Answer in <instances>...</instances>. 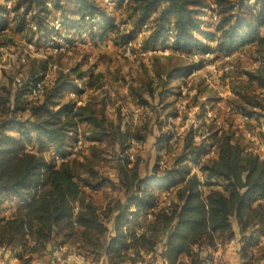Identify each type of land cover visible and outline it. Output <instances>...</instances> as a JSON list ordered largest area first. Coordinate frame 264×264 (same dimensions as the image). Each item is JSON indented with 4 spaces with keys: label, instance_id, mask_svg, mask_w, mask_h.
<instances>
[{
    "label": "trees",
    "instance_id": "1",
    "mask_svg": "<svg viewBox=\"0 0 264 264\" xmlns=\"http://www.w3.org/2000/svg\"><path fill=\"white\" fill-rule=\"evenodd\" d=\"M12 1L9 10L0 3V26L8 27V32L0 34V47L11 44L15 36L31 39L35 35L25 18L29 11L37 31L49 28L44 18L49 12L47 0ZM51 1L65 27L80 17L92 40L100 41L111 31L115 41L123 44L148 22L145 47L169 41L173 53L186 52L188 56L197 51L226 55L251 44H264V0H215L212 6L204 0H129L125 8L130 25L127 32L114 25L96 0ZM207 12L218 17L214 30L210 29L214 22L205 19ZM173 53L165 58L170 61ZM29 62L31 68L23 82L12 78V83L0 84V205L8 200L19 204L10 217L0 219V248L9 250L21 264L35 260L50 244L65 242L76 244L84 258L99 262L105 257L109 264L136 262L147 252H156L167 264H219L212 251L236 239L234 220L239 227L241 263L264 258V253H254L264 236V158L235 138L232 122L226 128V124L209 121L205 124L208 136L199 143L194 142L191 129L180 142L182 154L171 165L160 162L156 154L148 167L137 154L131 160L128 150L130 140L139 146L147 141L150 122L131 127L124 123L119 109L110 116L103 100L65 99L64 93L75 87V79L83 83L88 79V86L95 88V81L79 71V64L68 72H58L39 98L29 100L30 87L43 78L51 59L31 58ZM256 62L255 69L243 72L244 80L234 79L233 97L227 99L231 113L254 120L264 116V56ZM200 68V62L155 68L162 85L160 90L150 85L149 95L160 103L177 73ZM129 93L133 95L131 90ZM136 93L138 103L147 107L149 100L140 91ZM202 106L204 116L207 107ZM162 107H170L166 116H172L175 104L169 101ZM159 131L156 153L171 136L161 122ZM78 132L88 142L85 152L78 151L59 163L45 158L44 151L50 146L66 156V150L77 143L73 135ZM109 142L115 147L111 158L114 177L99 167L107 160L105 143ZM207 143L215 144L216 154L198 164L206 176L200 189L198 174L183 161L197 162ZM106 185L121 196H111L99 205L92 193ZM164 187L174 189L162 200L156 190ZM131 206L152 213L138 235Z\"/></svg>",
    "mask_w": 264,
    "mask_h": 264
},
{
    "label": "rangeland",
    "instance_id": "2",
    "mask_svg": "<svg viewBox=\"0 0 264 264\" xmlns=\"http://www.w3.org/2000/svg\"><path fill=\"white\" fill-rule=\"evenodd\" d=\"M215 0H204L205 3L212 6L214 5ZM0 2H2L0 0ZM99 2L100 6H103L105 10L113 16L116 20L119 18V11L116 9L115 5L112 2H105L104 0H96ZM108 3V6H105ZM224 7V6H223ZM226 8V7H225ZM212 16H215L213 12H207L205 19L210 23V29L214 30V25L216 24L217 20L214 21ZM115 33L109 31L105 34L104 38L97 42L87 43L84 45H78V48L66 52L64 55L53 56L51 59V64L49 65L48 69L42 73L43 77L47 76L46 85L51 84L53 78L58 74V72L70 70L76 65L79 64V71L83 72L85 76H90L93 81H95V88H90L88 86V79L83 81H79L75 79L74 88L66 89L64 93V98H74L75 100L80 99L83 102L86 100H103L105 104H107V112L110 116H114L115 111L119 109L120 113H122V117L124 118V123L133 127L130 123V119L132 118L133 113L139 107H145V105L139 104V97L137 96L136 92H141L144 98L149 100V104L147 107L152 109L151 114L149 116H141L140 122H150V133L147 141L136 148V154L143 159V164H146L148 167L151 166L155 160L156 155V146L155 140L157 134L160 133L159 131V122L163 124L164 128H166L167 124L172 122L169 120L170 117L176 116L178 111H182V117L186 114L184 112L195 111L198 117H203V107L202 104L207 108L206 111H211L213 116H221L224 118V123H226V128L230 122L233 124L235 133V138H237L243 145H250L252 149L254 145L252 142L248 141L242 134L241 129L238 127V123L235 121L236 118L241 115L240 113H231L228 106L221 100L223 98L220 97V91H223L226 81L228 80L230 86L232 82L239 76V74L244 75L245 70H253L257 66L256 60L258 57L264 56V44H251L248 48L243 52H238L237 50L234 53L229 54V59H226L225 54H218V61L219 63H215L212 59H208L206 61V65L203 62V58L200 56L187 55L186 52H178L173 53L174 58L170 61L167 60L165 57L171 54L172 47L170 46L171 43L166 42L165 44H160V46H165L166 54H158V55H150L145 57H128L125 56L122 44H119L115 41ZM15 52V48L13 50ZM13 52L11 54H13ZM198 52V51H197ZM3 56V57H2ZM0 55V84L12 83V76L13 75H21L23 77L28 74L31 68V62L26 63L24 65H17L13 61H9V57H6V54ZM34 58H44L40 55H33ZM156 57V58H154ZM30 57V60L31 61ZM220 61H227V63L231 64L232 70L229 74L224 73L221 78H216L215 70H217L221 65L222 62ZM191 62H200L203 63V68L196 71V75L189 78L187 77V72L176 74L170 83V88L167 89L166 95L164 100L160 103L158 98H152L149 95L148 88L149 86L158 87L161 83L162 85V78L158 77L155 74V68H165V69H172L175 66L182 65L187 66ZM88 78V77H87ZM209 79V81H208ZM100 87H97V86ZM132 86L133 89H130ZM140 86V87H139ZM159 90L161 89L158 87ZM84 90V92H78V90ZM74 90L75 95L71 92ZM77 90V91H76ZM130 90L132 94L129 93ZM183 92L185 95H180ZM197 96V97H195ZM227 97V96H226ZM175 104L174 110H172V116H166L169 114L170 107L164 108L167 102ZM182 104H186V109H181L183 106ZM188 104V107H187ZM229 114V115H227ZM151 116V117H150ZM242 116V115H241ZM168 119V120H166ZM203 120V119H201ZM232 120V121H230ZM164 121L166 124L164 125ZM171 126H173L171 124ZM82 129V128H81ZM257 135L259 137H264L261 131L257 130ZM73 137L78 140L82 141L81 145L77 147V144L74 145L73 148L66 150V156H60L58 161L59 163L64 158H73L77 155L78 151H83L87 149L86 145L88 142L82 139L81 132L76 133ZM264 139V138H263ZM106 145V146H105ZM105 148L108 154L104 155L107 160H103L100 163L99 167L100 170L104 174H113V160L111 159L115 153V147L113 144L110 145V142L107 144L105 143ZM183 144L179 143L172 152L169 154L167 159L163 161V164L171 165L176 158H178L183 152ZM77 147V148H76ZM76 148V149H74ZM46 159L49 160L53 158L52 152H54V148L52 146L46 149ZM54 150V151H53ZM45 152V151H44ZM256 153L259 154L258 150ZM264 155V152H261ZM48 154V155H47ZM53 156V157H50ZM162 162V161H160ZM157 186V185H156ZM166 188V187H164ZM164 188L158 191L159 195L163 194ZM97 195V196H95ZM95 200L101 205L100 202H104L107 197H104V194L100 195L94 194ZM102 197H104L102 199ZM5 206L4 208H0V215L7 214V212L12 213V208H18V203L14 201H3ZM1 204V205H2ZM0 205V206H1ZM11 213L9 216H11ZM6 216V215H4ZM111 225V224H110ZM68 245H72L71 242H65ZM75 245V246H74ZM74 248H76V244H74ZM77 249V248H76ZM105 258L101 260V263L98 262L97 264H104Z\"/></svg>",
    "mask_w": 264,
    "mask_h": 264
},
{
    "label": "built area",
    "instance_id": "3",
    "mask_svg": "<svg viewBox=\"0 0 264 264\" xmlns=\"http://www.w3.org/2000/svg\"><path fill=\"white\" fill-rule=\"evenodd\" d=\"M105 2H112L113 5H115L116 9L119 11V18L116 20L113 16L108 14V16H111L109 18H112L113 23L115 26H117L122 32H127L129 31L130 25L126 21V15H125V8L126 5L128 4L129 0H104ZM253 0H250L249 2L251 3ZM13 4L12 0H7L6 2V8L7 10L11 9V6ZM46 7L48 8L49 12L46 16H44L46 23L48 24V29L47 31H37V25L35 22L31 20L32 16V11H29L26 15L25 18L29 23V27L32 28V30L36 31L35 35L31 39H27L21 35L15 36L14 41L9 44V45H3L0 47V55L6 54V57H9V61H13L14 63L21 66L30 60V57H33V55L37 54L40 55V59H49L52 58L53 56H58V55H64L66 52L73 51L78 48V45L80 44L81 46L84 44H89L92 42H97L98 40H92L89 37V32L87 28V23L81 26L80 17H76L74 19L75 21H72V23L65 27L62 23V16L59 11L55 10L53 7V2L51 0H47L45 2ZM109 4L106 3L105 6H108ZM214 13V12H213ZM215 14V13H214ZM8 16V13L4 15L6 18ZM212 19L216 21L218 19L217 15L212 16ZM150 24L148 22H145L141 24V26L138 28L135 36L133 39L125 42L122 44L124 54L125 56L128 57H145V56H150V55H158V54H166L165 46H160V44H157L156 46L153 47H145L143 45V40L146 38V36L149 33L150 30ZM8 32V27L3 28L0 26V34ZM170 43V42H168ZM172 47V44H170ZM15 48V52H13ZM13 52V54H11ZM174 52V49L172 47L171 53ZM200 52H193L191 55L193 57L199 56ZM218 54L216 52H207L205 54H201L200 56L203 58V62L206 65V61L208 59H212L215 63H219L218 61ZM3 57V56H2ZM226 59H229V54L225 55ZM222 62V65L215 70L216 73V78H221L224 73L229 74L232 70V65L227 63V61H220ZM199 63V62H197ZM203 63H201V68H203ZM200 68V69H201ZM199 69H194L191 71L187 72V77L191 78L196 75V71ZM12 78L16 83H21L24 81V77L21 75H13ZM46 80L47 76L41 78L40 80H37L35 83L32 84L30 87L28 93H27V99L33 100L37 99L41 96L42 92L44 91V88L46 86ZM209 81V79H208ZM226 81V85L223 91H220V97L221 98H226V96H231L233 95L232 88L228 82ZM73 95H75L74 90L71 92ZM180 95H185L183 92H181ZM183 106L181 109H186V104H182ZM188 107V104H187ZM182 111H178V114L176 116L170 117L169 120L170 122L167 126L166 129H169L171 131V136L167 140V142H164L159 145L158 147V156L160 157L161 161L163 162L167 157L169 156L170 152L172 149H174L180 142L181 140L186 136V134L192 129V136L193 140L196 143L201 142L204 138L208 136L207 129L205 127V124L208 123L209 121H214L217 122V119L215 120V117L212 115L211 111H206L204 116L198 117L196 114V110L189 112L186 111V113L182 117ZM151 114V109L148 107H139L132 115V118L130 119L131 125L134 127L140 122L141 116H149ZM241 122L239 125V128L241 129L244 126V131L242 132L243 136L253 144L259 145L261 142L260 137L257 135V128L253 127H247L245 126L246 123L250 122L251 118L248 116H241ZM203 119V120H201ZM168 120V119H166ZM166 124V121H164V125ZM171 124L173 126H171ZM260 129H264V125L260 124ZM259 130V129H258ZM82 141L78 139L77 141V147L81 145ZM130 147L128 150L129 158L131 160L135 159L136 156V148H138L139 143L136 142L135 140H130ZM76 147V148H77ZM74 148V149H76ZM31 147H27V151H30ZM254 152L256 150L252 149ZM54 151V150H53ZM48 150L44 152V156L46 158V153ZM216 154V147L215 144L212 143H207L205 146V151L203 152V155L197 159V162H192L190 160H184L183 163H188L191 166V172H195L198 174V179L200 182V189L204 188V184L206 182V176L200 172L199 170V162L204 160L205 158L208 157H213ZM48 155V154H47ZM52 155L50 156L56 159L58 161L60 159V156L54 151L52 152ZM214 182L215 179H212ZM173 187H167L164 188L163 194H161L162 200L166 199L169 195L170 192H172ZM168 203V200H166ZM130 211L136 213V220L138 221V226L135 228V233L138 235L142 233L145 229L146 223L152 218V213L151 211H138L135 206L130 207ZM15 212V211H14ZM14 212H7V214L11 215ZM4 214L0 215V219L7 217L9 215ZM264 247V236H261L255 249H260ZM214 257H219L222 253V247H217L214 251H212ZM12 257H14L13 254L9 252L5 247L0 248V264H12L11 260ZM67 261V262H72L74 264H97L98 262L89 259V258H84L82 255H80L77 250L68 244H57L53 247L52 250V257L51 260L49 261L48 264H61L62 262ZM101 263V260L99 261ZM28 264H47L42 260L35 259L30 261ZM109 264V263H107ZM122 264H167V261L164 259H161L157 256L156 252H147L143 255L142 259L136 262H125ZM243 264V263H240ZM248 264H264V258L248 263Z\"/></svg>",
    "mask_w": 264,
    "mask_h": 264
},
{
    "label": "crops",
    "instance_id": "4",
    "mask_svg": "<svg viewBox=\"0 0 264 264\" xmlns=\"http://www.w3.org/2000/svg\"><path fill=\"white\" fill-rule=\"evenodd\" d=\"M2 2H0L1 4H4L6 6V0H1ZM249 46V45H248ZM248 46L246 47H243V48H240L238 49L237 51L238 52H243L245 51ZM240 52V53H241ZM234 53V52H233ZM258 66V63L256 64ZM255 66V67H257ZM237 79H240V80H244L245 79V75H242V74H239V76H236ZM233 97V95L231 96H227L226 98H223L221 99L227 106V99H231ZM209 108V107H207ZM229 110H230V107L228 106ZM231 111V110H230ZM213 115V114H212ZM229 115V114H227ZM215 120L217 119V122H215L216 125L218 126H223L225 125L226 123H224V118L221 117V116H215ZM235 121L238 123V127L240 125V122H241V118H240V115L238 118L235 119ZM260 124H263L264 125V116H261L260 119H251L250 122L246 123L245 126L247 125V127H253V128H257L258 131H261L263 136H264V129H260ZM244 131V126L241 128V132ZM264 137H260L261 139V142L259 145H254V148L256 150H258L260 156L262 158H264V155H262L261 152H264ZM172 152V151H171ZM170 152V153H171ZM157 154V153H156ZM143 160V159H142ZM114 171V169H113ZM111 177H114L115 176V173L113 174H110ZM174 189V188H173ZM100 193V195L104 194V197H107V198H110L111 196H121V193L119 191H116V190H113L111 186L109 185H106L105 187H103L102 189L98 190V191H94L92 193L93 195V199L95 202H97L95 200V195L94 194H98ZM102 197V199L104 198ZM105 202V200H104ZM104 202H100L101 204H104ZM99 203V202H97ZM4 204H2L0 206V208H4ZM16 211V208H12V212ZM232 226H233V230L234 232L236 233V239L227 243L223 248H222V253L221 255L218 257H215L216 260L218 261L219 264H240L241 263V256L239 254V242H238V238H239V227H238V224L236 221L233 220L232 222ZM57 245L56 243H53V244H50L45 250H43L39 255L35 256V259H39V260H42L44 261L45 263H49V261L51 260V257H52V250H53V247ZM264 249V248H262ZM254 253H256V255H261L264 253V250H254ZM105 257H103L104 259ZM102 260V259H101ZM12 264H21V261L19 259H17L15 256L12 257V260H11ZM108 263V260L105 258V262L104 264H107ZM61 264H74L72 262H67V261H64L62 262Z\"/></svg>",
    "mask_w": 264,
    "mask_h": 264
}]
</instances>
